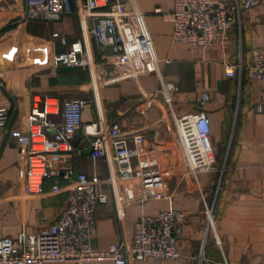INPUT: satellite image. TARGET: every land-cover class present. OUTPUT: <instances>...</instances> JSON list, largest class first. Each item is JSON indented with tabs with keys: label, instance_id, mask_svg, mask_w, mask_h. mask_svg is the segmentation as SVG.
Wrapping results in <instances>:
<instances>
[{
	"label": "crops",
	"instance_id": "1",
	"mask_svg": "<svg viewBox=\"0 0 264 264\" xmlns=\"http://www.w3.org/2000/svg\"><path fill=\"white\" fill-rule=\"evenodd\" d=\"M81 1L72 0L74 5ZM136 2L161 60L162 77L177 85V90L170 92V103L158 92L155 73L130 77L113 64L109 51L100 50L86 33L91 23L82 25L74 15L52 21L29 19L24 16L25 0H0V110L5 115V129H0V237H16L22 229L36 232L52 223L74 187V179L49 177L40 191L26 193V161L21 156L24 145L6 129L27 130L34 95L84 97L90 102L83 109L82 121L97 122L103 128L118 123L122 133L133 138L138 150L136 166L147 175L161 174L163 192L172 197L175 207L185 211L177 234L184 254L196 258L203 246L207 264H264V82L248 78L245 72L236 78L225 74V63L247 60L251 49L264 46V0L243 9L239 19L206 47L172 41L173 25L164 14L172 11L174 0ZM54 32L66 37L68 43L82 38L92 66L53 65L52 55L68 48ZM203 91L210 99L201 103ZM199 110L209 117L215 151L226 148L229 155L219 167L227 171L213 228L219 243L205 240L207 217L199 188L204 186L207 191L209 178L198 176V186L187 169L174 165L171 139L176 135V124L172 111L180 116ZM91 138L82 129L74 134L71 164L75 172L103 178L115 175L114 163L108 164L101 157L92 159L84 152ZM104 190L109 200L96 209L90 239L93 246L132 241L134 225L142 215L156 214L169 205L167 199L153 197L137 179L127 183L116 178L105 184ZM84 264L114 263L92 260ZM130 264L194 262L165 259L160 263L147 257L131 259Z\"/></svg>",
	"mask_w": 264,
	"mask_h": 264
},
{
	"label": "built area",
	"instance_id": "2",
	"mask_svg": "<svg viewBox=\"0 0 264 264\" xmlns=\"http://www.w3.org/2000/svg\"><path fill=\"white\" fill-rule=\"evenodd\" d=\"M261 0H174L173 9L164 18L173 25L172 41L192 46L206 47L215 37L225 33L240 12L260 4ZM74 15L82 25L91 23L86 33L92 36L100 50H108L113 64L122 67L130 77L153 72L159 77L158 92L171 102L170 92L177 90L174 82L163 79L158 57L144 13L136 0H25V17L41 21L59 20ZM64 44L66 37L53 33ZM85 37V36H84ZM52 64L63 67L90 68L92 61L82 38L68 43V48L52 55ZM170 62V59H166ZM264 82V46L251 49L247 60L225 63L229 78L240 77ZM3 74L0 71V87ZM210 99L202 92L201 103ZM90 99L72 97L60 99L49 95L32 97L33 111L27 118V130L6 129L17 137L24 147L22 158L26 161L25 191L41 190L45 178L74 179L59 216L36 232L22 229L16 237H0V264H49L69 262L84 264L92 260H111L114 264H130L131 259L153 257L158 262L165 259H184L200 264L201 253L195 258L184 254L178 247L177 234L185 219L184 210L173 205L172 197L163 192L161 174H144L135 164L138 150L132 137L125 136L118 123L108 128L97 122L82 121L84 107ZM259 110L262 109L258 106ZM60 116L55 120L53 116ZM0 110V129L4 130V117ZM176 135L171 139L175 153L174 165L187 169L198 185L201 171H223L217 167V158L210 141V121L204 110L176 115ZM82 129L91 138L92 159L103 158L116 165V173L107 177L97 174L76 173L71 164L74 154L72 139ZM129 182L140 180L157 199H167V208L153 215H142L134 225L132 241L122 239L106 247L93 246L90 239L96 225L98 205L107 203L104 185L114 179ZM199 186V185H198ZM56 188V187H55ZM221 188V187H219ZM199 192L208 223L214 228L213 207L207 205L203 190ZM219 243V240L216 239ZM203 246L201 247V250ZM200 250V251H201ZM197 259L201 260L196 263ZM224 264H227L224 261Z\"/></svg>",
	"mask_w": 264,
	"mask_h": 264
},
{
	"label": "rangeland",
	"instance_id": "3",
	"mask_svg": "<svg viewBox=\"0 0 264 264\" xmlns=\"http://www.w3.org/2000/svg\"><path fill=\"white\" fill-rule=\"evenodd\" d=\"M210 137V141L213 145V142H212V138L211 136ZM215 151V149H214ZM215 154H216V158H217V167H220V164L227 161L228 159V150L226 148H222L219 152H216L215 151ZM226 170H223V171H215V172H210V171H201L198 176L199 177H204V178H209V183H210V186L207 188V191L204 189V186L203 187V190H204V195H205V199H206V202H207V205L209 206V208L213 207V218H214V224H216L217 222V217H218V210L220 209L219 204L220 203V192H221V187L222 186V183L224 181V178L226 176ZM213 183V184H212ZM202 201V200H201ZM202 203V202H201ZM202 210H204L205 212V208H204V203H202ZM206 215V213H205ZM207 239H213L215 242L216 241V237L213 233V227L210 225V223H208L207 221V224H206V230H205V240ZM199 253H201V257H203V260H199L197 259L196 263L201 261L200 264H207L205 263L204 261V256H205V250L202 249ZM198 253V255H199ZM211 264V263H209Z\"/></svg>",
	"mask_w": 264,
	"mask_h": 264
},
{
	"label": "water",
	"instance_id": "4",
	"mask_svg": "<svg viewBox=\"0 0 264 264\" xmlns=\"http://www.w3.org/2000/svg\"><path fill=\"white\" fill-rule=\"evenodd\" d=\"M92 151V146L90 145L86 151H84L86 154H89Z\"/></svg>",
	"mask_w": 264,
	"mask_h": 264
}]
</instances>
